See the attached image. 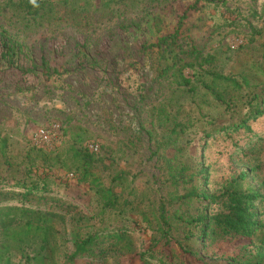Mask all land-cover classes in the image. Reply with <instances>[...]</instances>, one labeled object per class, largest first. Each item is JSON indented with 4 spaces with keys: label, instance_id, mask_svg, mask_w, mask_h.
<instances>
[{
    "label": "rangeland",
    "instance_id": "rangeland-1",
    "mask_svg": "<svg viewBox=\"0 0 264 264\" xmlns=\"http://www.w3.org/2000/svg\"><path fill=\"white\" fill-rule=\"evenodd\" d=\"M46 1L47 9L38 16L0 4V150H7L20 174L32 160L27 152L33 142L51 149L60 145L50 153L51 170L36 168L49 173L47 191L66 214L65 222L56 221L58 251L72 250L67 240L75 233L125 228L133 251L126 257L114 254L109 264H141L139 253L146 250L163 263L195 264L173 242L152 243L159 238L158 206L163 197L187 190L219 192L256 166L260 169L244 185L264 179V115L248 121L250 131L220 132L254 109L251 85L260 84L256 90L264 93V0H198L175 42L161 39L175 31L184 10L197 0ZM8 39L17 46L15 53L7 50ZM181 63L185 66L178 71ZM202 69L246 75L251 85L236 89L214 82ZM181 74L190 88L180 84ZM206 84L217 88L222 99ZM254 106H260L257 100ZM43 127L51 130L49 142L37 136ZM209 133L214 137L207 138ZM75 145L97 151L96 171L105 183L127 173L116 188L120 203L115 208L103 209L95 188L79 174L72 176ZM0 161L3 166L1 153ZM181 169L186 178L180 180ZM204 203L196 200L190 206L194 215ZM72 217L93 218L74 227ZM198 233L193 229L187 242L208 264H228L226 256L247 242L234 238L203 244ZM184 235L182 227L178 236ZM14 254L11 264H40ZM95 262L86 255L74 264Z\"/></svg>",
    "mask_w": 264,
    "mask_h": 264
},
{
    "label": "trees",
    "instance_id": "trees-1",
    "mask_svg": "<svg viewBox=\"0 0 264 264\" xmlns=\"http://www.w3.org/2000/svg\"><path fill=\"white\" fill-rule=\"evenodd\" d=\"M0 4L11 5L26 14L36 16L47 9L46 0H0ZM197 8L198 0L184 10L175 31L163 37L161 42H167V40L175 42L179 39L183 34L184 21L188 17V12ZM8 41L7 50L15 53L17 46L12 40L8 39ZM160 44L157 43L158 47ZM192 52L199 56V51L195 47L192 48ZM183 66L185 64L181 63L177 70L181 71ZM166 70L164 69V72ZM202 70L211 75L212 81L232 84L236 89H243L245 86L251 85L246 75L236 78L208 69ZM181 76L183 82L180 84L190 88V80L182 74ZM251 86L252 90L248 95L250 97L249 105L254 108L252 112L238 122L223 126L220 132L227 133L242 128L250 131L251 127L248 121L250 119L257 120L264 115V106L262 105L264 104V93L256 90V88L262 87L260 84ZM205 88L213 96L222 99L221 94L212 84H206ZM255 100L260 106H254ZM212 137H214L213 133H209L207 138ZM2 141L3 147L6 148V139ZM59 146L56 145L51 149L53 146L38 145L33 142L31 149L27 152L33 161L24 163V170L21 168L19 172L22 173L20 174H16L15 171L18 167L15 168V165L10 161L7 150H0L5 161L3 166L0 161V264L3 262L11 264V257L15 255L14 253L19 254L21 258L38 260L40 264H74L77 258L83 259L86 255L98 261L92 264H109V259L114 254L126 257L133 251L130 235L125 228H99L84 236L75 233L67 240L68 243L73 244L72 250L58 251V236L61 229L57 227L56 221L65 222L66 214L56 207L63 206V204L57 198L51 197L47 191L49 173L44 171L39 174L36 168L41 169L45 166L51 170L53 167L49 165L50 153ZM33 150L36 152L34 157L32 156ZM71 151L73 158L77 161L76 166L73 165V171H70L72 176L79 174L78 179L88 182L95 188L102 201L103 209L115 208L120 203V195L116 188L126 181L127 173L121 171L113 175L111 183L107 184L101 180V176L96 171L95 156L97 151L90 149L89 145L87 148L75 145L71 147ZM39 159L42 160L41 164L37 162ZM259 169L260 167L256 166L242 171L237 177L231 178L219 192L196 188L181 194L175 193L171 198L163 197L158 206L155 220L159 238L155 241L153 237L152 243L159 244L163 241L170 244L173 242L184 255L193 258L189 259L191 262L208 264L187 242L193 234V229H197L198 237L203 244L207 241L218 242L234 238L238 244L247 241L239 251L226 256L228 264H264V179L256 185H252V183L244 185L246 179L250 175L255 176ZM201 171L207 172V168L202 166ZM178 174L180 180L186 178L184 170L181 169ZM207 176L204 175L205 181L208 180ZM196 200L205 203L204 208L194 215L190 206ZM177 205L178 207H176ZM185 205H187V209L184 211L182 206ZM72 218L70 223L76 227L81 222L86 223L92 220L93 217ZM182 227L185 230L183 239L178 236ZM107 240L112 243L103 248V244ZM108 251H111L113 255H109ZM152 257L154 256L149 250L142 251L139 253V262L141 264H171L151 259Z\"/></svg>",
    "mask_w": 264,
    "mask_h": 264
},
{
    "label": "built area",
    "instance_id": "built-area-1",
    "mask_svg": "<svg viewBox=\"0 0 264 264\" xmlns=\"http://www.w3.org/2000/svg\"><path fill=\"white\" fill-rule=\"evenodd\" d=\"M37 136L43 142H49L51 140V130L43 127L39 129Z\"/></svg>",
    "mask_w": 264,
    "mask_h": 264
}]
</instances>
